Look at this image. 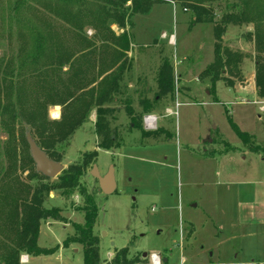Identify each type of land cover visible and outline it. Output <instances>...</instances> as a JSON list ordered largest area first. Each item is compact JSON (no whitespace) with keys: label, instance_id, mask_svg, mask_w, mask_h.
<instances>
[{"label":"rangeland","instance_id":"1","mask_svg":"<svg viewBox=\"0 0 264 264\" xmlns=\"http://www.w3.org/2000/svg\"><path fill=\"white\" fill-rule=\"evenodd\" d=\"M17 1L0 0L2 70L7 63L10 68L18 64L19 29L14 16H32L22 8L13 13ZM232 4L211 3L207 7L218 23L227 13L240 16V8H232ZM152 9L136 17L135 41L133 32H128L132 44L126 57L132 60V69L119 85L121 95L110 104L118 110L111 123L118 145L111 150L98 149L96 111H92L73 136L57 147L64 171L80 164L85 156L96 160L83 174L80 189L93 199L98 211L93 233L100 243V260L110 262L116 251L125 248L128 259H147L148 264L152 255L162 264L164 260L167 264H264V99L257 97L253 85L248 87L254 71V23L228 25L223 39L245 56L242 77L235 87H247L246 91L228 89L221 81L214 84L213 91L200 79L213 60V25L198 24L193 29L196 24L191 10L179 4L173 8L161 2ZM160 33V39L145 43ZM92 34L87 31L86 36ZM170 37L172 46L168 45ZM27 43L24 57L31 53V40ZM164 58L173 66L174 94L155 103ZM126 109L140 116L141 129L125 115ZM47 112L52 121L61 119L60 107L51 106ZM147 116L156 120L152 129L143 125ZM228 119L253 136L256 142L251 148L256 153L241 144ZM8 140L0 130L1 188L6 185L2 173L8 166L26 162L20 144ZM14 150L16 155L11 157ZM93 165L100 176L113 167L115 194L98 193V182L90 176ZM27 175L25 171L20 177L26 180ZM56 182L58 178L46 183ZM36 184L35 180L31 183ZM44 207L60 211L61 221L41 223L37 245L51 253L36 256L34 264H84L81 245L63 248L62 244L74 234L73 224L84 222L79 190L70 189L64 195L52 190ZM3 221L0 214V233ZM2 239L0 234V242ZM23 256L29 255L21 253L19 262Z\"/></svg>","mask_w":264,"mask_h":264},{"label":"trees","instance_id":"2","mask_svg":"<svg viewBox=\"0 0 264 264\" xmlns=\"http://www.w3.org/2000/svg\"><path fill=\"white\" fill-rule=\"evenodd\" d=\"M228 1L234 2L232 8H240V16L236 18L234 13H227L216 23L207 6ZM161 2L189 8L193 24L213 25L214 58L200 73L201 81H207L212 90L218 81L228 89L240 81L245 56L224 43L222 37L228 25L252 21L254 86L257 97L264 99V0L17 1L13 13L22 8L32 16L28 19L14 16L20 48L15 67L10 68L7 63L2 70L0 66V130L7 134L8 143L20 144L26 162L11 163L10 160V166L2 173L1 180L6 185L0 187V214L4 219L0 233L3 236L0 264H20L21 253L31 257L51 253L37 245L40 225L47 220L61 221V217L60 211L46 209L44 204L50 191L57 190L64 195L70 189H78L83 197L84 222L73 224L74 234L63 241V248L72 243L81 245L84 264H148L147 259H128L125 248L116 251L110 262H101L100 243L93 233L98 211L93 199L80 189V180L87 168L95 163V158L85 156L80 164L68 166L57 177L56 184L49 185L46 183L49 179L33 171L34 162L28 155L26 134L30 133L48 159L61 163L57 147L72 137L90 113L96 111L97 147L115 149L118 138L111 123L118 110L110 104L121 94L119 82L129 63L126 52L130 46L128 31L134 28L131 20L135 15L148 14L153 5ZM112 25L122 33L113 30ZM87 31L93 33L90 38L86 36ZM26 37L31 40V53L24 57L23 51L29 40ZM173 90V66L168 58H164L158 72L155 103L167 95L171 99ZM51 106L60 107L59 121L49 118L47 110ZM138 107L143 109L145 106L139 102ZM125 114L133 118L135 127L141 129L140 116H136L132 109H126ZM228 123L241 144L256 153L257 150L251 148L256 142L253 136L241 132L232 120L228 119ZM15 155L14 150L11 157ZM25 171H28L24 177L26 180L20 177ZM34 180L37 184L32 186Z\"/></svg>","mask_w":264,"mask_h":264},{"label":"water","instance_id":"3","mask_svg":"<svg viewBox=\"0 0 264 264\" xmlns=\"http://www.w3.org/2000/svg\"><path fill=\"white\" fill-rule=\"evenodd\" d=\"M26 143L29 146L31 161L34 162L38 174L50 180L56 179L64 171V167L61 163L47 158L46 154L31 138L30 133L26 134ZM90 176L98 182V193H102L105 196L115 194L116 183L113 176V167H110L109 172L106 175L100 176L97 171V166L93 165ZM142 257L145 258L146 254H143ZM163 263L166 264L167 261L164 260Z\"/></svg>","mask_w":264,"mask_h":264},{"label":"crops","instance_id":"4","mask_svg":"<svg viewBox=\"0 0 264 264\" xmlns=\"http://www.w3.org/2000/svg\"><path fill=\"white\" fill-rule=\"evenodd\" d=\"M165 4L167 5V6H171V7H175V5H173L172 3H168V2H165ZM157 5V4H156ZM154 6V5H153ZM153 8V7H152ZM151 8V10H153ZM137 16H141V15H135L133 18H132V24H133V26H134V28L132 29V30H129V31H131V32H133V35H132V38L134 39V41H135V29H136V26H135V19H136V17ZM198 24H196L194 27H193V29L197 26ZM113 26L114 25H112V29H113ZM210 26V25H209ZM115 27V26H114ZM116 29L119 31V32H117L116 30V32L117 33H122V30H120L119 28H117L116 27ZM114 30V29H113ZM128 31V32H129ZM163 33V32H162ZM161 33H160V35L158 36V38H152V39H150V40H148L147 42H145V43H149V41H151V40H153V39H160V37H161ZM224 39V36L222 37V40ZM211 40H212V57H213V45H214V39L213 38H211ZM130 43V42H129ZM136 43V42H135ZM145 43H136V44H138V45H145ZM173 40H172V37H170V39H169V42H168V45L169 46H172L173 45ZM131 44L132 43H130V46H129V48L131 47ZM127 54H128V51L126 52V56H127ZM127 58V60H128V57H126ZM214 58V57H213ZM213 61V60H212ZM119 64H117V66H118ZM117 66L115 67V68H117ZM132 69V60L131 59H129V63H127V65H126V67H125V71L123 72V79H122V81H120L119 82V85H120V83L122 84L123 82H124V80H125V76L126 75H129V73H130V70ZM135 69V68H134ZM133 69V70H134ZM136 70H138L137 69V67H136V69H135V71ZM253 73V75H252V78H251V80H250V82H249V84H248V87L249 86H251V85H253V87H254V89H255V86H254V76H255V72L254 71H252ZM180 80H181V78H180ZM205 82V81H204ZM188 87V86H187ZM234 87H235V85H234ZM233 87V88H234ZM189 88V91H191V89H190V87H188ZM233 88H231V89H233ZM247 88V87H246ZM246 88H244V87H241V86H238L237 88L235 87V89L234 90H238V91H246ZM192 92V91H191ZM121 95V94H120ZM126 115V114H125ZM23 257H25L26 258V262L25 263H22L21 262V264H34L35 263V261H36V259L37 258H39V257H31V256H23ZM204 264H209V263H204Z\"/></svg>","mask_w":264,"mask_h":264},{"label":"built area","instance_id":"5","mask_svg":"<svg viewBox=\"0 0 264 264\" xmlns=\"http://www.w3.org/2000/svg\"><path fill=\"white\" fill-rule=\"evenodd\" d=\"M155 121L156 120H155L154 117L147 116V117H144V119H143V125H145L146 129H152L154 127ZM20 262L25 263L26 262V258L25 257H21ZM150 262H151L150 264H162L161 263V259L157 255H152ZM181 264H184V262H181Z\"/></svg>","mask_w":264,"mask_h":264},{"label":"bare ground","instance_id":"6","mask_svg":"<svg viewBox=\"0 0 264 264\" xmlns=\"http://www.w3.org/2000/svg\"><path fill=\"white\" fill-rule=\"evenodd\" d=\"M53 116H54V117H57V116H58V113H57V112H54V113H53Z\"/></svg>","mask_w":264,"mask_h":264}]
</instances>
